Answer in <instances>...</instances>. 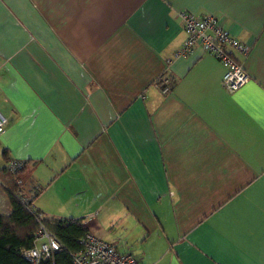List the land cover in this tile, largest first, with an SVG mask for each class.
Segmentation results:
<instances>
[{
  "label": "crops",
  "instance_id": "0c3cea01",
  "mask_svg": "<svg viewBox=\"0 0 264 264\" xmlns=\"http://www.w3.org/2000/svg\"><path fill=\"white\" fill-rule=\"evenodd\" d=\"M180 11L250 47L245 85L200 47L173 58ZM0 111V168L26 162L44 216L144 264H264V0H0Z\"/></svg>",
  "mask_w": 264,
  "mask_h": 264
},
{
  "label": "built area",
  "instance_id": "2783aa9c",
  "mask_svg": "<svg viewBox=\"0 0 264 264\" xmlns=\"http://www.w3.org/2000/svg\"><path fill=\"white\" fill-rule=\"evenodd\" d=\"M179 16L186 34L182 46L177 49L173 58L185 57L200 47L212 54L225 68L222 77V86L229 92L241 88L249 80V74L241 64L240 55H246L250 47L241 42L226 27L218 17L207 14L198 17L188 11H180ZM172 58L167 59L170 63ZM170 79L162 77L159 87L162 92L169 88ZM9 118L0 111V135L5 131ZM24 161L13 160L8 164L9 169L15 173L21 168ZM22 201H27L20 196ZM29 210H37L30 206ZM42 214L39 213L40 217ZM82 250L72 253L71 264H144L142 260L130 251H120L113 244L86 233L81 238ZM63 249L62 243L54 233L41 223L35 237L34 245L24 251L25 257L32 264H57L56 252Z\"/></svg>",
  "mask_w": 264,
  "mask_h": 264
},
{
  "label": "trees",
  "instance_id": "16d2710c",
  "mask_svg": "<svg viewBox=\"0 0 264 264\" xmlns=\"http://www.w3.org/2000/svg\"><path fill=\"white\" fill-rule=\"evenodd\" d=\"M9 154L8 151L3 152L7 163L5 167L0 168V186L8 196L12 214L10 216L0 214V264H32L25 257L24 251L34 245L41 223L57 235L62 243L63 249L56 252L57 264H71L72 253L82 250L81 238L89 232L86 224L82 219L73 217L62 219L44 216L43 212L34 205L33 200L23 195L20 174L26 162L13 173L8 164L17 159L10 157ZM20 196L27 201V204ZM30 206H35L37 210L31 212ZM39 213L42 214L40 217Z\"/></svg>",
  "mask_w": 264,
  "mask_h": 264
}]
</instances>
